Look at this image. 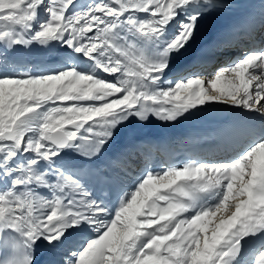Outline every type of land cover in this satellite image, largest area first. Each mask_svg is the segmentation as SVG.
<instances>
[{"label":"snow or ice","instance_id":"6c2138e0","mask_svg":"<svg viewBox=\"0 0 264 264\" xmlns=\"http://www.w3.org/2000/svg\"><path fill=\"white\" fill-rule=\"evenodd\" d=\"M231 6L0 0V264H41V249L44 264H264V46L213 72L172 70L202 21ZM33 45L63 55L13 59ZM214 106L244 113L220 154L78 162L130 126Z\"/></svg>","mask_w":264,"mask_h":264},{"label":"bare ground","instance_id":"6f19581e","mask_svg":"<svg viewBox=\"0 0 264 264\" xmlns=\"http://www.w3.org/2000/svg\"><path fill=\"white\" fill-rule=\"evenodd\" d=\"M231 1L242 2L245 0ZM78 2L86 3L88 2V0H78ZM252 2L258 4L256 6V10L259 15V20H261V9L264 8V0H253ZM211 17L212 15H209L202 21L199 34L197 35L195 42L191 45V47L188 48V50L181 56L175 58L172 65L173 71H177L179 67H182V69H189L192 71H204L205 73L213 72L217 67L222 66L227 59L239 55L242 49L251 48L253 42L252 39L231 41V38L227 37V34L222 29L214 30V32L205 36L204 29L206 28V25L209 23V21H211ZM256 34L258 37L263 36L264 27H261V29H259ZM209 37H213L211 43L208 42ZM218 45L223 46L218 47ZM62 55L63 53L56 48L33 45L31 46L30 51H19L18 54L13 57V59H20L23 62L35 64L38 66H53L56 63L57 58ZM214 107L229 110V116L234 117L235 119H238L244 115V113L238 110H233L221 106ZM173 124L178 125L182 124V122H174ZM121 136L122 135L119 134L110 146L117 147L121 153L127 150L132 151L133 158L137 162L139 160L136 159V157L138 156L137 151L124 147V145L121 146L118 140V138H120ZM78 162L81 163L80 161ZM39 257L41 260V264H44V262L48 259L46 250L41 249L39 252Z\"/></svg>","mask_w":264,"mask_h":264}]
</instances>
